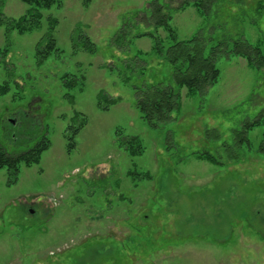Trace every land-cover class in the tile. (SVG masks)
Wrapping results in <instances>:
<instances>
[{
	"label": "rangeland",
	"instance_id": "obj_1",
	"mask_svg": "<svg viewBox=\"0 0 264 264\" xmlns=\"http://www.w3.org/2000/svg\"><path fill=\"white\" fill-rule=\"evenodd\" d=\"M0 1L8 18L31 8L21 0ZM152 1L86 6L64 0L41 9L42 23L32 31L0 26V49L7 50L0 84L14 81L0 97V118L18 121L14 112L24 107L51 140L40 163L23 165L17 180L0 171V264H264V153L258 152L264 125L248 133L250 145L239 161L216 165L192 155L221 153L232 129L261 111L263 80L244 58L224 55L214 86L196 95L183 88L173 119L151 127L136 106L134 87L172 73L152 51L154 39L136 35L155 32L143 21L135 24ZM241 1L249 17L234 21L225 14L240 7L226 9L217 39L224 30L242 31L251 42L260 37L264 17L258 27L251 17L264 0ZM172 14L180 40L209 27L194 6ZM50 17L58 21L54 29ZM125 26L131 31L124 51L114 40ZM50 32L61 52L38 64L36 45ZM74 34L89 38L94 51L76 47ZM158 35L167 37L163 29ZM139 51L149 52L144 75L126 65ZM100 94L106 97L101 105ZM214 129L220 136H207ZM133 137L141 154L129 149ZM12 144L11 152L26 149Z\"/></svg>",
	"mask_w": 264,
	"mask_h": 264
},
{
	"label": "trees",
	"instance_id": "obj_2",
	"mask_svg": "<svg viewBox=\"0 0 264 264\" xmlns=\"http://www.w3.org/2000/svg\"><path fill=\"white\" fill-rule=\"evenodd\" d=\"M31 6L28 12L19 19L8 18L4 15L2 8L3 2L0 1V26H5L6 30L25 33L39 27L42 23L43 13L41 9H51L54 5L61 6L64 0H21ZM93 0H83L84 5H90ZM264 1H259L257 8L254 9V18L251 21L255 26H259V21L264 17ZM174 4H177L176 6ZM194 6L197 11L209 21V27L200 30L192 38L180 40L176 31L171 25L173 11L183 10L186 7ZM240 9L236 13H226V9ZM241 0H165L160 2L154 0L146 7L144 12L137 14V20L143 21L146 25L155 28V32H144L136 34L137 37L151 36L154 39L152 51L160 58L166 61L172 67L171 76L167 79L147 82L134 87L136 96V106L141 112L143 119L153 128H158L173 119L175 112L182 107V89L186 88L188 95L205 94L207 90L214 86L221 75L217 61L222 56H237L244 58L249 67L258 71L260 79L264 83V30L256 42H251L242 31L232 35L224 30L222 37L217 39L214 33L226 26L227 21L222 22L221 16L232 15L234 21L244 20L249 17V12L243 8ZM245 17V18H244ZM52 29L55 28L58 21L50 17ZM239 25V24H238ZM236 25V26H238ZM260 28V27H259ZM163 29L167 33L166 38L158 35V31ZM130 27H123L114 42L122 50H127L130 43ZM260 31V30H259ZM134 37V36H133ZM82 40L79 45L78 41ZM75 46H80L87 51H94L93 43L89 38L82 34L73 35ZM6 51L0 49V66L6 64ZM60 53L57 41L48 33L40 39L36 45L35 57L38 64H42L53 53ZM146 56V57H145ZM147 56L149 52L139 51L133 57L126 61V65L132 69L137 68L141 75L145 74L147 69ZM160 61V62H161ZM129 80V77L126 78ZM11 82L7 80L0 84V97L6 96L11 92ZM73 82L67 83L66 86L72 87ZM14 85V84H13ZM19 88V84L15 82ZM255 97V94L249 99ZM104 95H99V104H102ZM117 100H110L115 103ZM261 111L253 119H245L238 123L236 128L232 129V140L223 141L222 152L212 153L209 151H194L192 155L198 159L208 161L216 165H224L226 160H241V150L244 146L250 145L248 133L257 126L264 125V104ZM107 108V107H105ZM19 115V120L9 118L8 121L3 117L0 118V171L7 169L10 179L17 180L21 167L32 166L40 163L42 154L49 149L51 140L47 130L36 120L32 118L28 111L18 108L14 116ZM16 122V123H15ZM83 122V124H85ZM82 124V125H83ZM76 129L78 130L82 127ZM18 128L19 130H14ZM2 129V130H1ZM4 132V137L1 133ZM207 136L217 138L220 136L218 130H207ZM73 139V137H72ZM16 142L18 145L26 146V149L11 152L9 144ZM137 144L138 147H135ZM129 149L133 155L142 153V147L138 137H133L129 142ZM72 147V145H71ZM259 153H264V133L262 141L258 147ZM224 153V155L222 154Z\"/></svg>",
	"mask_w": 264,
	"mask_h": 264
}]
</instances>
